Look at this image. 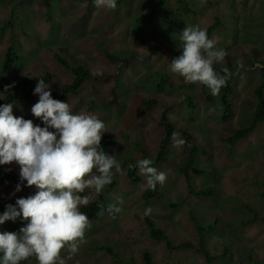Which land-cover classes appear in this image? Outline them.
I'll use <instances>...</instances> for the list:
<instances>
[{
  "label": "rangeland",
  "instance_id": "374dc122",
  "mask_svg": "<svg viewBox=\"0 0 264 264\" xmlns=\"http://www.w3.org/2000/svg\"><path fill=\"white\" fill-rule=\"evenodd\" d=\"M186 2L192 13H184L175 0H127L111 11L88 6L85 0H50L48 4L42 0H0V92L23 76L46 71L58 82L69 83L73 74L57 57L71 65L81 63L93 73L116 75L115 83L113 79L88 83L80 94L62 100L69 102L75 113L95 114L105 122L106 133L113 138L110 155H115L121 168L113 169L114 182L102 193L108 204L115 203L116 197L124 201L120 213L90 220L92 226L77 254L68 258L67 249L62 250L66 264H146L144 252L159 264H207L204 254L203 258L189 249L170 251L162 241L151 240L142 222L147 208H151L148 216L174 243L195 242L194 219L204 226L209 254L228 249L227 255L210 264L264 263V119L250 134L232 144L228 141L232 129L248 122L255 106L253 89L264 64L251 66L248 61L252 50L264 61V0ZM149 12V17L136 20ZM171 15L174 20L169 19ZM215 18L220 26L209 37H219L217 47L227 55L214 67L222 75L227 70L234 90L229 96L234 114L226 122L220 119V94L213 96L207 86L189 84L169 71L171 59L181 52L183 28L207 29ZM139 39L146 40L148 46ZM103 50L117 55V61L108 60ZM161 77L167 81L158 84ZM112 85L118 95L116 106L86 109L90 100L107 101ZM204 90L210 100L204 98ZM146 98L158 103L141 117L136 110L142 109ZM37 100V95L29 100L17 98L13 114L41 124L30 112ZM165 108L174 132L183 139V133H188L199 147L194 153L195 166L203 172H189V179L178 172L187 158V142L175 146L172 134L165 150L160 151L163 131L159 117ZM144 154L167 176L149 200L144 198L146 179L138 168V181L127 175ZM0 170L19 174L15 163L0 166ZM17 183L0 184V202L33 194L34 186L22 185L21 191L10 195ZM203 189L211 190L210 195L197 194ZM82 195L92 200L96 193L86 190ZM17 221H6L0 231H10ZM25 264L38 262L33 258Z\"/></svg>",
  "mask_w": 264,
  "mask_h": 264
},
{
  "label": "clouds",
  "instance_id": "9594fccd",
  "mask_svg": "<svg viewBox=\"0 0 264 264\" xmlns=\"http://www.w3.org/2000/svg\"><path fill=\"white\" fill-rule=\"evenodd\" d=\"M200 3L206 4L207 0ZM94 5L111 11L117 8V0H94ZM179 40L181 52L171 59L169 71L189 84L207 86L211 95L218 96L230 75L226 69L222 75L214 67L227 55L225 49L217 47L219 37L210 38L205 28L187 26ZM14 85H5L0 94ZM33 94L38 100L30 112L42 126L14 115L15 102L0 104V166L15 163L19 168V183L10 195L21 191L22 185L35 188L34 194L6 204L0 213V225L18 219L24 222L17 231H0V264H25L33 258L38 264H66L62 250L67 249L68 258L77 254L92 226L80 210L91 202L90 196L82 193H101L114 180L113 169L121 168L115 155L101 147L102 137L108 132L103 120L95 114L75 113L69 102L54 99L49 83L42 78ZM173 143L183 146L186 141L174 132ZM136 167L146 179V190H155L167 180L151 158L138 160ZM123 202L122 197H116L107 210L120 213ZM150 213L151 208L145 209L144 215Z\"/></svg>",
  "mask_w": 264,
  "mask_h": 264
},
{
  "label": "trees",
  "instance_id": "16d2710c",
  "mask_svg": "<svg viewBox=\"0 0 264 264\" xmlns=\"http://www.w3.org/2000/svg\"><path fill=\"white\" fill-rule=\"evenodd\" d=\"M44 4H48L50 0H42ZM127 0H117V6L124 3ZM149 1H157V0H149ZM177 6L184 12V13H192L193 10H191L186 0H175ZM88 6L94 5V0H85ZM151 15V12L147 14H140L136 20H142L144 17H149ZM174 20V16H169V19ZM218 26H220V21L218 18H215V21L210 24L207 27V33L208 35L215 30ZM139 42L141 44H144L145 46H148V42L144 39H139ZM105 53V56L108 60L111 62L117 61L118 57L117 55H114L107 50H103ZM256 52V50H252V54H250L248 63L253 66L256 63L264 64V61L262 58H260ZM57 60L63 64V66L67 69H69L72 74L73 78L69 83H60L58 82L53 75L46 71L43 74L37 75V76H23L15 81V85L13 87V91L10 94L5 95L4 97L0 98V104L7 103V102H13L18 97H21L25 100H29L33 97V89L35 88L37 82L42 78L45 80L46 83H49V86L51 88V94L54 99L57 100H63L66 97L70 95H78L82 92V89L85 84L88 83H95L98 81H110L113 79L114 83L116 82V75L115 74H105V73H93L88 67H85L83 64L78 63L75 65H71L66 60L57 57ZM127 60H123V63L125 64ZM238 64V63H237ZM224 73V72H222ZM225 74V73H224ZM158 84H162L163 81H167L166 78L161 77L159 78ZM157 84V85H158ZM233 88L231 84V78L230 75L228 76L227 84L225 87H223L220 91V102L222 107V115H221V121L226 122L229 121L233 116V104L231 102V99L229 98L230 94L233 93ZM109 95L110 98L105 101H94L90 100L91 102L87 106V110L89 107L93 106H99L102 109H108L112 106H116L118 104V95L116 92V86L112 85L109 88ZM204 98L206 100H210L209 94L204 90L203 91ZM253 97L255 98V106L252 112V115L249 117L248 122L239 128L232 129V134L228 137L229 144L235 143L240 138L246 136L247 134H250L255 127L258 125L259 122H261L264 119V67L259 68V79L257 81V84L255 85L253 89ZM188 102L191 104V101L188 98ZM158 103L155 98H146L143 100L142 109H137L136 113H138L139 116L143 117L147 111L154 105ZM168 108H165L159 117V125L162 128L163 136L161 138L160 142V151L161 153L166 148V145L169 143L171 136L173 132L175 131V128L171 121L168 118ZM184 139L187 142V158L186 161L178 168L179 173H183L187 179H189V172L198 174L203 172V170L195 166V156L194 153L196 150H199V147L196 146L193 143V140L191 136L184 132ZM113 144V138L108 133H104L102 140H101V147L104 148V150L109 153L110 148ZM110 155V153H109ZM143 158H146V155H143ZM136 168L131 167L127 170L128 177L133 181H138L139 177L135 174ZM19 181V174L14 173L11 170H0V184H4L6 186H12L16 182ZM114 180H112V183ZM111 183V184H112ZM35 191V190H34ZM33 191V194H34ZM264 196V192H261ZM156 194L155 190H145L144 198L146 200H149V198L153 197ZM198 195H210V192H199ZM16 199L12 200H6L0 202V213H2L5 210V205L8 203H15ZM91 202L86 206L82 207L80 210L89 217L90 220H96L100 217L102 214H108V215H115V213H110L108 209V203L105 201L103 193L96 194ZM243 207H245L244 204H242ZM143 224L147 229L148 236L151 240L158 242L162 241L164 247L167 250H186L189 249L193 252L199 253L203 256H205V262L207 264H210L211 260L218 259L220 257H223L226 255V250L224 249L221 253L217 254H209V251L207 250V244L204 241L205 238V228L202 225H199L198 222L194 219V228L197 230L196 234V240L195 242L188 241V240H180L177 242H173L170 240V237L161 229V227L148 216L143 214ZM22 221L18 220L17 223L14 224L11 231H17L19 226L21 225ZM107 251L111 253L110 249L107 248ZM203 256V258H204ZM143 262L146 264H159L155 260L151 258V255L148 252L143 253ZM257 264H264L263 262H257Z\"/></svg>",
  "mask_w": 264,
  "mask_h": 264
}]
</instances>
